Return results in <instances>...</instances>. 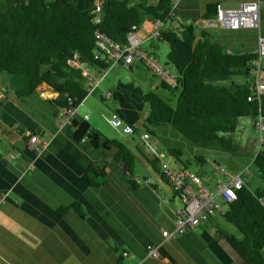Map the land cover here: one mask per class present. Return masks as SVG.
I'll list each match as a JSON object with an SVG mask.
<instances>
[{"label": "crops", "instance_id": "0c3cea01", "mask_svg": "<svg viewBox=\"0 0 264 264\" xmlns=\"http://www.w3.org/2000/svg\"><path fill=\"white\" fill-rule=\"evenodd\" d=\"M101 1L75 0V4L82 9ZM143 1L153 0H128V4ZM209 1L213 0H178L173 9L174 18L182 23L195 18L198 30L201 28L211 35L227 51H253L256 33L264 34V7L258 31L238 28L235 32L236 29L218 25L204 26L200 15ZM220 1L234 4L239 0ZM262 3L264 0L261 6ZM149 28L150 20L144 19L136 27V33L144 37ZM141 47L156 56L165 57L167 51L166 41L156 37L144 39ZM139 64L134 61L129 69ZM19 80V75L12 77L0 72V264H133L139 259L141 264H207L200 244L198 247L190 245L195 240L201 242L193 230L195 226L162 239L160 229L171 226V207L176 198L145 159L139 142L135 149L150 169L143 177L133 174L136 184L133 187L126 181L121 165L104 159L99 149L85 147L83 141L71 139L67 134L68 125H58L60 108L50 101L55 91L41 82L31 92L17 95ZM100 90L98 96L103 99ZM103 90L109 91L107 98L112 92L116 96L114 84ZM81 105L78 110L83 113ZM111 108L124 122L135 126L137 132V109L131 111L117 101ZM88 118L87 115L85 120ZM30 132L37 135L38 142H43L37 153L24 146ZM153 132L156 135L155 129ZM158 142L164 147H176L166 141ZM14 149L16 155L6 159L5 154ZM181 159L176 158L182 163ZM93 161L104 164L105 175L98 186L88 184L83 176L85 168ZM198 174L205 185H211L216 179L213 171L211 176L202 175L200 171ZM88 175L92 178L90 173ZM72 201L79 202L82 215L68 206L61 213L55 211L58 206ZM219 217L214 215L198 225L214 227ZM147 242L157 245L156 257H144ZM123 250L132 255H123ZM234 264L240 263L235 261Z\"/></svg>", "mask_w": 264, "mask_h": 264}, {"label": "trees", "instance_id": "16d2710c", "mask_svg": "<svg viewBox=\"0 0 264 264\" xmlns=\"http://www.w3.org/2000/svg\"><path fill=\"white\" fill-rule=\"evenodd\" d=\"M217 1L207 2L200 18L213 16ZM170 5L171 0L135 4L102 0L100 21L93 23L90 7L78 8L75 0H4L0 2V72L20 76L17 95L27 94L44 82L56 93L50 99L54 105H75L85 96L84 79L67 59L76 52L80 59L102 65L92 58L94 29L124 42L126 32L144 19L169 17ZM194 20L161 30V38L167 43L163 62L174 70L176 84L170 86L159 79V85L175 94V101L170 105L153 90L142 92L140 99L147 103L148 110L141 125L154 133L155 126L169 124L196 146L233 149L236 144L220 133L232 130L239 116L253 119L258 109L264 114V94L258 104L246 99L248 64L255 54L250 50L227 51L201 28L195 33ZM235 76L243 79L236 81ZM67 134L74 141H83L85 147L99 149L104 159L121 165L126 181L136 185L132 178L134 153L124 142L93 128L79 115L73 116ZM166 148L180 160L179 148ZM194 158L203 162L199 154ZM145 159L158 171L151 160ZM251 164L261 184L250 187L245 181V185L235 188V198L220 216L233 225L236 233L221 230L219 235L244 264H264V205L260 201L264 194L263 149L256 151ZM103 167L96 161L87 165L83 176L88 184L98 186L103 181ZM67 206L83 214L78 201L60 205L55 211L61 213Z\"/></svg>", "mask_w": 264, "mask_h": 264}, {"label": "built area", "instance_id": "2783aa9c", "mask_svg": "<svg viewBox=\"0 0 264 264\" xmlns=\"http://www.w3.org/2000/svg\"><path fill=\"white\" fill-rule=\"evenodd\" d=\"M177 1L171 0L167 12L169 17L150 19V28L144 37L138 36L135 27L126 32L124 42H119L104 32L94 29L92 58L102 65H93L87 60L80 59L76 52H73L67 59V63L78 69L83 76L85 95L98 87V83L105 76L107 69L116 63L129 68L134 61L140 62L152 75L164 80L170 86L176 84L174 70L164 62L158 61L155 54L142 48L141 43L149 37L161 38V30L165 26H176L177 21L174 18L173 9ZM260 3L261 0H239L229 5L218 0L214 6V15L203 19L204 26L218 25L229 29L254 28L258 31ZM100 17V2H96L90 7V20L93 23H98ZM253 52L255 55L248 64L246 99L258 104L260 96L264 94V34L260 32L256 33ZM100 95L107 98L109 91L102 90ZM81 100L75 105L68 104L65 107H59L61 112L57 118L59 126L69 125L74 115L86 119L87 112L80 113L78 110ZM67 102L70 103L68 97ZM105 119L111 127L119 132L137 133L142 154L157 166L158 172L166 182L168 191L179 201L178 205L171 207V226L160 229L162 239L174 237L199 223L207 221L214 215H222L226 211L228 203L235 198V188L245 185L241 171L226 174L225 170L218 164L213 170L216 175L215 181L211 185H205L198 172L178 162L173 153L162 146L156 135L149 130L143 129L136 132L134 126L124 122L115 110H110ZM252 126L255 129L256 151L264 150V114L260 113L259 109L252 119ZM24 146L37 153L41 150L43 142H38L37 135L30 132L26 135ZM15 155L16 150L14 149L6 153L4 157L9 159ZM224 174L227 175L226 178L221 177ZM161 200H166V197L163 196ZM262 204L264 205V202ZM262 252L264 254V245ZM121 253L123 255L130 254L126 250ZM157 255V245L147 242L144 245V257H156ZM133 264H141V259Z\"/></svg>", "mask_w": 264, "mask_h": 264}, {"label": "rangeland", "instance_id": "374dc122", "mask_svg": "<svg viewBox=\"0 0 264 264\" xmlns=\"http://www.w3.org/2000/svg\"><path fill=\"white\" fill-rule=\"evenodd\" d=\"M1 1L3 2L4 0ZM226 3L230 2L226 1ZM263 7L264 3H262V6L259 9V25L262 23L260 12ZM195 25V33H198V25ZM234 31L238 32L237 29ZM249 42L251 44V41ZM156 58L160 62L164 61V57L161 54H158ZM139 65L140 66L135 69L125 68L117 63L110 66L107 69L105 77L99 81L98 87H96L90 94L85 95L81 100L82 105L79 108L81 111L84 110L87 112V115L89 116L88 123L90 125H93L94 128L100 130L109 137L118 138L134 152L135 158L133 172L138 174L139 177H143L144 173L150 169V166L148 163H144L135 149V145L139 142L137 133L128 134L119 132L111 127L105 119V117L108 116L110 109H112L111 107L115 105L117 101L119 104L131 109V111L137 109V131L140 132L144 129L140 122L144 119L148 110L147 103L140 99V91L144 92L147 90H153L170 105L174 104L175 94L162 88L159 85V79L144 69L143 64L141 65L140 63ZM169 68L172 69L171 66H169ZM234 79L236 81H241L243 78L242 76H235ZM225 82H229V79H226ZM110 84L116 85V96H113L112 92L109 98H100L98 96L99 89L102 91ZM154 129L159 141H166L171 143V145L180 148V157L183 160L180 159L181 161L186 162L189 169L196 172L200 171V173L205 176H211L212 171L215 169V164L218 163V165L225 170L226 174L241 171L243 179L247 181L250 187H256L261 184V179L256 174L255 169L251 164V157L256 151V143L255 129L252 126V118L250 116L246 115L237 117L232 130L220 133L225 137H229L236 144V147L233 149L196 146L175 131L169 124L158 125L155 126ZM195 153L202 156V163L199 164V162L195 160ZM226 174L221 177L226 178ZM260 200L261 202H264V194L260 197ZM178 204L179 201L174 199L172 205ZM193 230L199 235L201 242L195 240L194 244L190 245L192 247H198V243L200 244V251L207 264H234L235 261L244 264L219 235V231L221 230L228 233H236V230L231 223L224 221L219 217L218 224L214 225V227L208 226L203 228V225H198L195 226ZM204 230L206 233H204Z\"/></svg>", "mask_w": 264, "mask_h": 264}]
</instances>
